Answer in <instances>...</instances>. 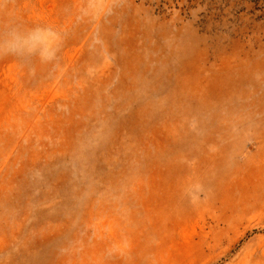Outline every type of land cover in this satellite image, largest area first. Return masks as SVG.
Segmentation results:
<instances>
[{
  "label": "rangeland",
  "instance_id": "374dc122",
  "mask_svg": "<svg viewBox=\"0 0 264 264\" xmlns=\"http://www.w3.org/2000/svg\"><path fill=\"white\" fill-rule=\"evenodd\" d=\"M0 264H264V0H0Z\"/></svg>",
  "mask_w": 264,
  "mask_h": 264
}]
</instances>
